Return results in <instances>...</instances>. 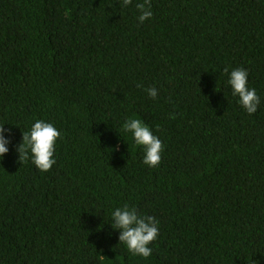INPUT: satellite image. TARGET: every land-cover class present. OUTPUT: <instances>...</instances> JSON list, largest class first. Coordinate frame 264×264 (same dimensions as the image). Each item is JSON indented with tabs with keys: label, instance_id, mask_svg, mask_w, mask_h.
Wrapping results in <instances>:
<instances>
[{
	"label": "trees",
	"instance_id": "trees-1",
	"mask_svg": "<svg viewBox=\"0 0 264 264\" xmlns=\"http://www.w3.org/2000/svg\"><path fill=\"white\" fill-rule=\"evenodd\" d=\"M137 2L0 0V264H264V0H150L142 24ZM130 118L163 141L157 167ZM36 119L61 132L47 172L17 151ZM124 204L160 221L147 259L111 227Z\"/></svg>",
	"mask_w": 264,
	"mask_h": 264
},
{
	"label": "clouds",
	"instance_id": "clouds-1",
	"mask_svg": "<svg viewBox=\"0 0 264 264\" xmlns=\"http://www.w3.org/2000/svg\"><path fill=\"white\" fill-rule=\"evenodd\" d=\"M133 0H119L120 8H127ZM139 15V23H144L153 16L150 0L135 4ZM228 75L226 81L230 86L232 95L237 97V103L249 115L255 114L261 104V97L254 87L250 86L249 72L244 67L224 68ZM137 87H140L138 84ZM147 95L156 99L159 92L153 86L146 89ZM174 118V116L172 117ZM0 125V157L10 151L12 129ZM125 133H131L135 145L143 150V164L149 168L157 167L164 151L163 141L157 136L152 127L138 118H130L122 125ZM60 130L54 123L36 119L27 132L22 131V142L17 146L19 159L23 162L30 160L41 172H47L56 164L55 151ZM111 227L119 232V242L126 246L127 251L133 255L149 258L153 249L150 247L159 236L160 221L152 216L140 213L136 206L124 204L115 208L111 213Z\"/></svg>",
	"mask_w": 264,
	"mask_h": 264
}]
</instances>
